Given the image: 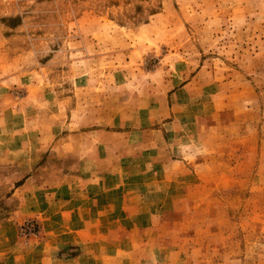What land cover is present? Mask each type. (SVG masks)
I'll use <instances>...</instances> for the list:
<instances>
[{"label": "rangeland", "instance_id": "rangeland-1", "mask_svg": "<svg viewBox=\"0 0 264 264\" xmlns=\"http://www.w3.org/2000/svg\"><path fill=\"white\" fill-rule=\"evenodd\" d=\"M17 163L32 181L5 203ZM126 166L131 217L48 246L93 222L47 219L45 200ZM22 201L40 218L16 219ZM6 222L46 264H264V0H0Z\"/></svg>", "mask_w": 264, "mask_h": 264}, {"label": "crops", "instance_id": "crops-1", "mask_svg": "<svg viewBox=\"0 0 264 264\" xmlns=\"http://www.w3.org/2000/svg\"><path fill=\"white\" fill-rule=\"evenodd\" d=\"M105 135L111 136L113 134L108 132ZM15 165H17L16 168L20 171V173L25 170L28 171L20 176L19 182L23 180L22 183L20 182L16 185L15 191L12 193L10 198H7L5 203H8L9 200L13 201L15 204L20 202L21 191L26 189L27 184H30L32 181V175H30L29 171L34 170L35 166L23 163H17ZM113 167H117V165L113 164ZM112 168L110 170L111 173L108 176H103L96 182L93 181L92 184H87L84 187L77 188V191L70 190V194H72L73 197L76 196L74 200H45L43 208L46 211L45 218L47 219L58 220L70 218L84 219L90 222L92 220L93 222V228H90L87 224L77 226L76 222H72L70 225L73 228H60L59 226L57 227L54 225V229L52 228V230H50V234L44 239L46 240V244L48 246H54L56 244L59 245V248H65L67 246L74 245L83 246L90 244V242L94 243V239L99 237L101 234L100 228H94L95 223L98 225L100 219L131 217V215H128L127 166L126 168L124 167V170L117 174L120 178H117L115 174L117 168L114 170ZM19 210L20 211L16 212V219H21V214L23 213H27L29 218H40L39 215L34 216L35 210H32V208L23 203V201L20 203ZM7 222L4 223L3 226H0V264H46L49 256L45 254L37 255L32 260L24 258V250H20V247H17L19 239L18 232ZM115 233V228L110 229L108 232L109 235H113ZM90 234L92 235L91 239ZM58 235H60L59 238ZM97 241L99 242L100 240Z\"/></svg>", "mask_w": 264, "mask_h": 264}, {"label": "built area", "instance_id": "built-area-1", "mask_svg": "<svg viewBox=\"0 0 264 264\" xmlns=\"http://www.w3.org/2000/svg\"><path fill=\"white\" fill-rule=\"evenodd\" d=\"M20 232L23 236H28L30 234H37V227L34 222H28V224L21 226Z\"/></svg>", "mask_w": 264, "mask_h": 264}]
</instances>
